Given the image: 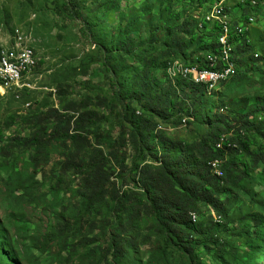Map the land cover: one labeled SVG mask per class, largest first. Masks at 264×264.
Returning <instances> with one entry per match:
<instances>
[{"label": "rangeland", "instance_id": "1", "mask_svg": "<svg viewBox=\"0 0 264 264\" xmlns=\"http://www.w3.org/2000/svg\"><path fill=\"white\" fill-rule=\"evenodd\" d=\"M216 1L0 0V50L10 54L14 62L24 51H33L38 63L32 78L29 75L25 81L28 88L0 95V262L102 264L108 248L105 234L117 230L124 216L109 198L92 213L85 212L76 192L80 188L78 178L69 175L59 183L63 158L57 144L48 147L47 166L33 167L35 150L20 146L31 138L27 123L31 117L66 110L71 103L86 104L83 113L97 112L101 116L96 128L117 136L130 120L123 117L118 95L129 102L141 84L146 60L156 62L152 74L157 84L153 88L159 92L168 79L165 62H172L168 69L172 80L190 82L188 74L179 72L176 66L184 71L204 68L208 56L216 59L223 75L228 69L231 74L216 86H207L209 94L216 90L213 95L190 101L196 121L187 126L188 120L180 123L187 106L179 98L182 106L165 111L157 122L167 138L189 143L215 132L218 126L230 127L229 139L250 144L251 155L238 166L241 171L246 165L250 167L252 178L243 181L242 187L254 189L257 196L252 198L240 191L222 226L208 222L207 212L201 207L202 234H198L191 251L184 246L177 250L167 247L155 234L152 216L136 217L131 234L135 247L123 264L243 262L255 237L253 215L264 214V0H221L214 5ZM249 18L255 19L252 29L245 21ZM215 20L228 26L222 28ZM182 24H187L186 30L180 29ZM216 24L221 27L220 38ZM241 24L248 29L244 36L239 34ZM226 28L228 54L232 56L228 59L224 50L220 54L218 50V38L220 42ZM191 32L195 38H191ZM18 36L23 46L15 41ZM183 89L181 94L189 95V88ZM133 108L142 112L136 104ZM246 120L249 122L243 129ZM5 149L11 157L2 153ZM158 149L164 151L161 146ZM133 161L134 153L129 150L127 164L131 166ZM133 177L126 171L115 180L120 187L130 189L135 187ZM211 213L216 220V214ZM58 218L70 222L66 235L60 234ZM210 234L219 235L218 244Z\"/></svg>", "mask_w": 264, "mask_h": 264}, {"label": "trees", "instance_id": "2", "mask_svg": "<svg viewBox=\"0 0 264 264\" xmlns=\"http://www.w3.org/2000/svg\"><path fill=\"white\" fill-rule=\"evenodd\" d=\"M217 1L214 5L221 0ZM214 26L219 27L220 38L221 27L218 24ZM186 28L187 24L180 26L182 30ZM191 38H195L193 32ZM219 38L220 54L223 47ZM171 63L164 64L168 79L159 92H154L153 88V84H157L152 74L156 62L148 59L143 66L141 84L129 102H123L122 96L118 95L123 117H130V120L128 126H121L117 136L102 132L100 127L96 128L101 116L97 112L83 113L86 104L82 106L81 103H71L63 111L56 109L34 115L27 122L32 135L20 146L22 149L35 150L31 162L36 170L49 164L48 147L57 144L63 158L59 183L69 175L78 178L80 188L76 192L82 199L85 212L92 213L95 207L109 198L123 213L117 230L105 234L108 248L103 253L102 264H123L130 250L135 247V239L131 234L135 218L142 214L154 218L155 234L164 240L167 247L177 250L184 246L188 247L187 251H191L190 248L199 239L198 234H202L199 227L201 207L207 212L208 222L222 226L232 206L239 200L240 191L252 198L257 196L254 189L242 187L243 181L252 178L250 167L246 165L245 170L241 171L238 166V162L251 155L250 144L246 140L229 139L230 127L218 126L215 132H208L200 140L190 143L167 138L165 129H161L157 118H162L165 111L174 110L181 104L187 106V114L183 119L191 116L195 122L197 118L190 101L209 93L204 84L195 85L183 78L172 80L167 73ZM184 87L189 88V95L181 94L185 92ZM179 98L183 99L179 101L181 104ZM134 104L142 112L133 108ZM183 119L180 117L182 125ZM248 122L246 120L242 128H246ZM191 123L188 120L186 126ZM222 138L227 141H222ZM158 146L164 151L159 152ZM129 150L134 153L131 166L127 164ZM4 152L8 153L7 149ZM7 156L11 157V152ZM219 162L222 166L219 165L218 170L223 171V176L216 175L211 165ZM126 171L134 176L135 187L130 189L120 187L115 180L116 177H123ZM211 210L216 214V220ZM193 215L197 216L196 220ZM253 219L255 237L249 244L251 250L243 262L237 264H264V214L255 213ZM57 225L63 235L71 227L70 222L65 223L62 218H58ZM210 235L211 239L215 237L214 242L218 244L219 235Z\"/></svg>", "mask_w": 264, "mask_h": 264}, {"label": "bare ground", "instance_id": "3", "mask_svg": "<svg viewBox=\"0 0 264 264\" xmlns=\"http://www.w3.org/2000/svg\"><path fill=\"white\" fill-rule=\"evenodd\" d=\"M218 2V1H217ZM216 2V3H217ZM215 3V4H216ZM244 3H245V0H244ZM255 4V2H253ZM219 6V5H218ZM247 22V20H245ZM223 28V26H222ZM239 34L244 36L245 35V32L248 30L247 28L244 27V24H241L240 27H239ZM225 36L223 38H221L220 42L221 44L224 43L226 41V45H222L223 46V50L227 56V59H228V55L231 54V52L228 54V49L227 47L229 46V38H228V29L226 28L225 30ZM242 41V40H241ZM243 42L246 43V41L243 40ZM248 46V45H247ZM4 47V46H3ZM5 49V48H4ZM30 50V49H29ZM219 50V48H218ZM229 50L231 51V48H229ZM1 53H0V58L3 56V61H6V65L4 62H0V81H6V91H10V90H17V88L19 90H25L26 88H28L29 85H27L25 83V81H28V77L30 75V71L29 69H22L20 70V75H15V79H14V74H13V71L10 70L9 68H6L7 67H21L23 63H25V56H30L32 58V65H33V68H32V72H34V70L36 69L38 63H37V59L35 57V54L33 51H24V54H22V56L20 55V59L18 62H14L13 59H12V56L10 54H7L6 51H2V49L0 50ZM258 54V53H257ZM224 56V55H223ZM225 56V57H226ZM226 59V60H227ZM224 61V60H223ZM225 63V62H224ZM196 68H194L193 70H195ZM231 72V69H228L226 71L227 75H229V73ZM223 75V74H222ZM193 81V80H192ZM192 81H190L191 83H193ZM202 86L203 84L206 85V86H209V87H214L217 85L216 82H206V83H201ZM207 89V88H206ZM18 90V91H19ZM216 91V90H215ZM214 91V92H215ZM208 92V90H207ZM213 92V93H214ZM209 94V93H208ZM209 95H212L209 94ZM218 164V163H216ZM213 167L215 168V171H216V174L218 176H221L220 175V171L218 170V165H213Z\"/></svg>", "mask_w": 264, "mask_h": 264}, {"label": "built area", "instance_id": "4", "mask_svg": "<svg viewBox=\"0 0 264 264\" xmlns=\"http://www.w3.org/2000/svg\"><path fill=\"white\" fill-rule=\"evenodd\" d=\"M215 23H219L221 26H225V27L228 26V24H223V23L217 22L216 20H215ZM247 23L248 25H250L252 29V27L255 24V19L249 18L247 20ZM15 41H21V46H23L21 36H18V38H16ZM221 45H226V41L222 43ZM229 56L232 57L231 55ZM255 56H258L257 53L255 54ZM0 62H4L6 65V61H3V56L0 58ZM207 63L208 64L206 67L204 68L196 67V69L192 71L181 70L180 66H176V69H178L179 72H185L186 74H188V78L192 79L193 84L195 85H200L201 83H206V82H216L217 83V82L224 81L225 77H230L231 73L229 75H222V67L218 68V66L216 65V59H213L212 57L208 56ZM6 68H9L10 70L13 71L14 79H15V75H20V70L22 69H29L30 71L29 79H31L33 76L32 75V68H33L32 58L30 56H25V63H23L21 67H7L6 66ZM233 70H237V68H234ZM0 95H6V81H0ZM183 120L193 121V118L190 116L189 119H183ZM211 165H221V163L219 162V164H211ZM220 174L223 176V171Z\"/></svg>", "mask_w": 264, "mask_h": 264}]
</instances>
